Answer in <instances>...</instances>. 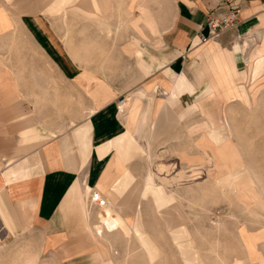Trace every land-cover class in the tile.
Wrapping results in <instances>:
<instances>
[{
	"label": "crops",
	"instance_id": "0c3cea01",
	"mask_svg": "<svg viewBox=\"0 0 264 264\" xmlns=\"http://www.w3.org/2000/svg\"><path fill=\"white\" fill-rule=\"evenodd\" d=\"M3 1H15L22 7L28 3L33 14L52 17L68 18L73 11L96 23L103 33L109 28L105 19L115 17L108 12L116 7L115 0ZM117 5L119 12L127 7L131 17L146 19L149 26L144 24L143 31L151 40L128 43L134 46L128 49H139L142 55L111 88L112 95L105 103L101 100L105 99L104 82L94 79L100 84L87 92L101 104L75 118L70 100L73 63L64 49L46 31L41 36L35 32L36 39L32 36L38 53L54 72V80L49 81L47 78L53 77L12 69L9 42L0 41V249L11 242L27 243V250L22 251L26 253H17L27 258L25 264H56L57 257L63 259L62 264H264V229L255 224L249 230L243 218H236L225 224L227 233L217 234L211 219L194 214L185 218L183 194L193 195L194 211L199 187L184 185L183 171L169 179L164 163L169 160L164 149L184 141L185 125L191 129L195 149L187 154L176 151L179 154L171 157L172 161H190L191 172L199 169L200 157L214 156L215 135L221 138L218 143L227 140L223 145L239 147L236 155L243 161L241 142L232 132L236 128L233 109L238 107L232 103L241 104L220 99L247 98L237 85L251 81L260 68L264 70V56L257 54L264 43V28L260 29L258 19L252 26L253 18L264 17V0H119ZM230 5L239 8L236 26L200 44L208 35L205 22L209 12L227 10ZM6 7V15L0 10V39L16 24L21 26L8 16ZM254 27L255 32L262 30L260 45L248 54L249 38L236 47L231 44L232 38L249 34ZM154 32L157 41L152 40ZM111 33L103 35V42H108ZM220 49L233 52V60ZM232 67L237 71L234 95L221 90H225L224 82L230 81L227 70ZM45 81L47 87L40 84ZM75 81L87 84L82 75ZM120 98L125 99L122 112L116 108ZM239 109L247 107L242 104ZM57 113L59 117L52 116L47 125H41L42 115ZM199 113L207 116L204 143L194 116ZM189 114L192 116L186 120L192 122L184 123ZM216 119L221 128H217ZM202 143L207 146L204 150L199 147ZM153 163L161 169L156 170ZM224 171L219 184L231 188L235 175L230 168ZM236 174L238 181L245 178L242 172ZM207 177V192L214 197V181ZM251 178L258 191L256 177ZM168 184L172 185L170 192ZM93 190L112 202L114 209L119 204L122 215L116 228L108 229L101 211L87 206ZM248 209L260 208L252 203ZM259 221L264 227V216Z\"/></svg>",
	"mask_w": 264,
	"mask_h": 264
},
{
	"label": "rangeland",
	"instance_id": "374dc122",
	"mask_svg": "<svg viewBox=\"0 0 264 264\" xmlns=\"http://www.w3.org/2000/svg\"><path fill=\"white\" fill-rule=\"evenodd\" d=\"M118 1L115 0V10L108 12L113 13L115 17H107L108 19H105L109 22V25H107L109 28L103 33L96 27V23L95 25L91 24L86 18H83L81 15H76L73 11L67 14L68 18H62V16L52 17L42 15V12H40V14H33V11L29 10L26 6L29 5L28 3H24V6L22 7L15 1L6 2L0 0V10L2 9L4 15H6L4 6L7 5L6 11L8 16L17 20L21 25L17 26L16 24L13 29H10L7 33L1 35L2 38L0 39V41L7 40L9 42L10 47L7 52L8 55L12 57L11 63L14 65L12 69L17 68L23 74L39 73V75H44L45 77H53L54 72L51 66L46 60L44 61L43 57L38 53L35 41L32 37L35 32H39L41 36L42 33L46 31L47 36L50 37L53 42L57 43L61 49H64L62 52H66L67 55L72 58L71 61L73 63L72 68L74 73V76L72 77L70 98L72 118H75L77 113H90L97 109L101 103L95 101L96 98L90 96L87 92V88L91 89L93 88V85L100 84L99 82H95L94 79H99L104 82V89L106 90L105 99L101 100L105 103L112 95L111 88L116 85L120 79H123L126 76L128 71L133 67L134 62H136L135 59L142 55L139 49H128L127 47H134L132 45L127 46L129 45L128 43L151 40L149 37L150 35L144 33L146 26H149L146 19L143 17L134 18L133 15L131 17V12L126 10L127 7L125 9L121 8L123 11L119 12L117 5ZM38 5L40 6L42 4H37V6ZM135 9L138 10L137 7H135ZM104 12L107 13L106 10H104ZM23 13L27 15H23ZM0 16H2L1 13ZM259 18L252 19V26H255L257 21L260 20L259 26L260 29H262L264 28V17L260 16ZM20 20H23L25 26L21 24ZM255 28L256 27H254L249 34L241 33L238 39L232 38L230 40L231 44L236 47V44H243L242 41L244 38H249L251 45L247 49L248 54L251 49L260 45V40L258 38H261L262 30L257 28L255 32ZM257 30L260 31V35L257 34ZM109 32H112L111 37L108 39L107 43L105 41L103 42V35L105 34L109 37ZM155 33L156 32L152 33V40L157 41L158 37L155 38V36H157ZM110 40L115 43L114 46H111L112 43ZM66 45L67 49L65 47ZM221 51L230 58L229 61L233 60V52ZM246 62L247 64L250 62V60H247V55ZM78 75L84 76L87 80V84H83L85 88L82 87L83 85L81 86L75 81V77H78ZM40 79L45 78L40 77ZM47 79L49 81L52 79L51 81H53L54 77ZM251 79V81L240 84L241 86L237 85L238 88L243 89L248 95L246 102H244L243 99H236L231 95V97L220 99L221 102L236 100L241 105L243 104V106L247 107L246 110H240L239 107L241 105H238L237 102L232 103V105L238 106L237 109H233L232 118L236 128L233 129L232 132L234 137L239 138V141L241 142L240 149L243 161H241L236 155L237 151L235 149H239V147L223 145L224 143H227V140H222L219 143L216 142L214 156L210 158L207 155H205V157H200V161H197L199 164V167L197 168L199 169L194 170L193 172L189 170L190 161L188 163L185 161L183 164H181L182 162L172 161L171 157L178 156L179 154H176V151L187 154L191 153L193 148L195 149V146L191 145V129L190 127H187V125H185L183 130L184 136L182 137L184 138V141L179 142L178 145L175 146H167L164 149L169 159L164 162L167 164L165 169L168 178L170 179L171 177L178 175L179 172L177 174V171H183V179H181L184 181L183 184L190 185L195 183L199 187V195L197 196V200H195L197 205H194V211H192L193 195L189 192L183 194V215L186 216L185 218L189 219L192 214L198 216L200 219H211V222L213 223L212 228L216 230L217 234L222 232L227 233L228 228L225 224L228 223V220H235L236 218H243L245 222L249 224V230H251L255 224L256 227L264 229L259 221L260 218L264 216V70L260 68ZM40 84L47 87L46 81L41 82ZM53 87L57 89L59 86L54 82ZM221 90L224 92L223 89ZM232 95L234 94L232 93ZM59 114L60 113L55 115H42L45 119L41 121V125H47L50 117H59ZM191 116L192 114H189L185 117L183 122L191 123L192 120H186L188 118L190 119ZM194 116L200 123V137L201 141L204 143L207 140L203 136L207 131L204 126V123L207 121V116L201 113H199V115L194 114ZM66 118H68V116H66ZM216 123L219 124L217 128H221V122L219 119H216ZM222 133L224 135L223 129ZM203 143L199 147L204 150L207 146ZM231 150L233 151V155L230 152ZM200 152L203 153L202 150ZM153 164L156 170L161 169L156 167V163ZM239 167H241V169ZM226 168H230L233 171V175H235L232 180V182H235L232 184L233 187L231 188L219 184V179L224 177L227 172L224 171ZM207 170L212 173L216 180ZM239 172H242L245 176V178L242 177L239 179L242 181L237 180L239 175L237 176L236 173ZM194 174L196 176H194ZM207 175L214 181V184H212L213 188L216 190L214 197L207 192V186L209 185ZM251 175L256 177L257 185L259 186L258 191L255 188V182L251 178ZM167 186L169 187L168 191L170 192L172 185L168 184ZM168 196L173 202H176V198L171 195ZM103 199L106 201V206L99 209L101 211V218L103 222L107 224L108 229L116 228L118 226V220L120 221L122 215L118 208L119 204L116 205V208L114 209L112 202H109L106 198ZM148 200L153 202L151 198ZM252 203H254V205L257 204L260 208L254 211L258 213L262 212L263 216L261 214L255 215V212L252 211L253 209L251 211L248 209L249 204ZM90 204L88 195L87 206L90 207ZM209 205H215V208H209ZM93 209L98 208L94 207ZM116 209L118 213H116ZM149 212L151 213V211ZM152 212H154V210ZM223 221L224 226L222 223ZM200 228L204 230L207 229V227ZM98 230L100 231V228ZM27 247V243L25 242H11L7 246H4L0 249V254L3 255L0 256V264H22L23 262V264H25L27 258H21L17 256V253H19V255H21L20 253H26L22 251L27 250ZM55 262L56 264H62L63 259L57 257ZM53 264L55 263L53 262Z\"/></svg>",
	"mask_w": 264,
	"mask_h": 264
},
{
	"label": "built area",
	"instance_id": "2783aa9c",
	"mask_svg": "<svg viewBox=\"0 0 264 264\" xmlns=\"http://www.w3.org/2000/svg\"><path fill=\"white\" fill-rule=\"evenodd\" d=\"M238 9V7L230 5L227 10L217 8L210 11L205 22V26L208 29V35L206 37H202L199 40V43L203 45L210 40L218 38L224 32L233 29L238 22ZM124 105L125 99L120 98L116 106L117 111L122 112ZM89 201L91 203L90 207L93 208L95 207L101 209L106 206V201L97 191L94 190L90 192Z\"/></svg>",
	"mask_w": 264,
	"mask_h": 264
},
{
	"label": "bare ground",
	"instance_id": "6f19581e",
	"mask_svg": "<svg viewBox=\"0 0 264 264\" xmlns=\"http://www.w3.org/2000/svg\"><path fill=\"white\" fill-rule=\"evenodd\" d=\"M257 54H261V55H263L264 56V43H263V46H262V48L260 49V51H258L257 52ZM218 56V55H217ZM219 58V57H218ZM218 60V59H217ZM220 62V61H219ZM217 69L218 70H220L221 69V67L219 66H217ZM225 70V69H224ZM227 72H228V74H230V81H226V82H224V91H226V93L227 94H230V93H232V91H234V90H236V84H235V78H237V71L232 67L231 69H230V71H228L227 70ZM226 73V72H225ZM244 100V102H246L247 101V99L246 98H244L243 99ZM219 136H216L215 135V141L214 142H217L218 143V141H219Z\"/></svg>",
	"mask_w": 264,
	"mask_h": 264
}]
</instances>
